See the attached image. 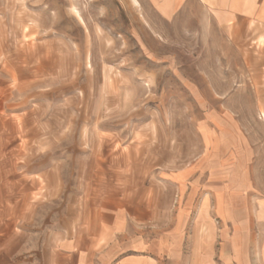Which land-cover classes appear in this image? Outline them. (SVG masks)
Masks as SVG:
<instances>
[{
    "label": "rangeland",
    "instance_id": "rangeland-1",
    "mask_svg": "<svg viewBox=\"0 0 264 264\" xmlns=\"http://www.w3.org/2000/svg\"><path fill=\"white\" fill-rule=\"evenodd\" d=\"M136 1L0 0L2 250L46 247L104 204L163 223L264 199V24Z\"/></svg>",
    "mask_w": 264,
    "mask_h": 264
},
{
    "label": "crops",
    "instance_id": "crops-1",
    "mask_svg": "<svg viewBox=\"0 0 264 264\" xmlns=\"http://www.w3.org/2000/svg\"><path fill=\"white\" fill-rule=\"evenodd\" d=\"M198 1L219 6L225 18L264 24V0ZM215 201L214 206L208 199L190 203L163 223L154 221L151 211L141 215L126 204H104L85 227L41 249L15 253L2 250L0 242V264H264V199L253 216L231 201Z\"/></svg>",
    "mask_w": 264,
    "mask_h": 264
},
{
    "label": "bare ground",
    "instance_id": "bare-ground-1",
    "mask_svg": "<svg viewBox=\"0 0 264 264\" xmlns=\"http://www.w3.org/2000/svg\"><path fill=\"white\" fill-rule=\"evenodd\" d=\"M134 3H135V4H138V2H137L136 0H134ZM78 14H79V13H78Z\"/></svg>",
    "mask_w": 264,
    "mask_h": 264
}]
</instances>
